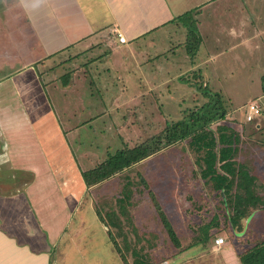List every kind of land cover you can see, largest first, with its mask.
I'll return each mask as SVG.
<instances>
[{
	"label": "crops",
	"instance_id": "0c3cea01",
	"mask_svg": "<svg viewBox=\"0 0 264 264\" xmlns=\"http://www.w3.org/2000/svg\"><path fill=\"white\" fill-rule=\"evenodd\" d=\"M260 1L0 0V264H241L236 248L215 246L214 228L202 248L182 245L192 227L179 199L148 180L163 166H144L159 151L134 164L145 198H134L128 181L117 198L107 193L118 173L86 185L82 172L157 132L158 103H180L174 79L195 73L208 86L218 55L242 45L256 52ZM186 12L192 23L176 19ZM190 25L201 37L193 58ZM94 225L112 248H94ZM121 229L142 238L139 248L115 247Z\"/></svg>",
	"mask_w": 264,
	"mask_h": 264
},
{
	"label": "rangeland",
	"instance_id": "374dc122",
	"mask_svg": "<svg viewBox=\"0 0 264 264\" xmlns=\"http://www.w3.org/2000/svg\"><path fill=\"white\" fill-rule=\"evenodd\" d=\"M260 2L262 3H259V7L264 11V2ZM260 24L264 26V18L260 19ZM233 52L234 50H230L225 55H218L219 61L217 62L218 64L221 63V67L216 68L215 72L213 70L208 71V73H212L209 74L208 87L221 95L227 110L225 119L213 123L211 127L216 131L219 125L227 126L226 132L235 138L234 159L256 176L255 191L264 197V95L261 90V76L264 74V40L261 43L259 40V48L256 52H251L243 45L238 46L237 52ZM210 64L213 67L212 59ZM207 66L210 67L208 63ZM179 78L183 79L181 81L173 80L175 88H173L174 93L172 94L174 98H179V106L174 101L164 104L158 103L159 112H161L163 119L160 120L155 117L159 121L156 128L157 132L153 127H150L152 128L151 132H153L150 134L151 136L149 135L150 137L158 134L167 122L180 119L186 110L197 107L208 100L194 85L202 84L195 73H183ZM186 81L190 84H187ZM159 97H161L160 94ZM254 100L259 103L261 112L252 121H246L245 107L247 103ZM159 112L157 111V114ZM114 113L116 115L122 114L118 109H115ZM147 138L133 139L131 145ZM87 141L89 144L90 139L88 138ZM160 151L157 153L156 159L146 161L144 166L150 167L152 163L163 166L160 171L150 174L148 180H155V182L161 180L163 197H168L172 193L179 199L182 208L181 218H187L192 227V231H188V235L182 238L183 246L195 243L197 236L203 234L200 227L211 220L214 215H217L219 220L218 230L216 228L214 230L218 232V236L224 238L223 247L229 246L238 251H243L244 248H248L251 244L264 238V208L252 211L247 218L242 220L239 229L236 230L230 225L227 217L224 216L225 210L221 203L224 197L213 190L210 182L202 179L200 167L203 163L198 162L199 154L190 147L188 138L174 144L173 147L172 145L167 146ZM142 172V167L133 165L109 179V183L103 189L117 198L123 193V189L120 187L121 183L128 181L134 183L131 186L134 198L148 197V191L142 187V181L146 180L142 177ZM100 190L101 187L95 188L94 196L99 194ZM86 193L89 195V190ZM119 232L120 234H117V231L116 237H113L117 241V247L139 248L142 238L139 239L138 235H130L124 238L123 229ZM167 237L164 239L167 240ZM160 239L159 235L152 239L148 238L150 242L155 240L160 242ZM89 245L84 248H88ZM194 245L196 248L203 247L202 244ZM94 248H112L107 232L100 225H94Z\"/></svg>",
	"mask_w": 264,
	"mask_h": 264
},
{
	"label": "trees",
	"instance_id": "16d2710c",
	"mask_svg": "<svg viewBox=\"0 0 264 264\" xmlns=\"http://www.w3.org/2000/svg\"><path fill=\"white\" fill-rule=\"evenodd\" d=\"M190 15L191 12H186L176 19L183 21L190 19ZM192 22L193 20L190 19V23ZM200 42L201 37L194 26L190 25L186 50L191 58L196 54ZM194 85L202 95L208 98L206 102L186 110L180 119L167 122L158 134L142 139L132 147L125 146L109 153L107 158L97 166L83 171L82 176L86 185L96 184L161 149L188 138L190 147L199 154L198 162L203 163L200 167L202 179L210 182L213 190L224 197L221 200L225 210L224 216L237 230L242 220L247 218L252 211L264 208V197L255 191L256 176L234 159L235 138L226 132L227 126L219 125L216 131L211 127L213 123L225 119L227 115L225 102L221 95L213 92L207 85ZM261 90L264 93V74L261 76ZM160 214L170 239L175 244H180L166 217L162 212ZM218 227V216L214 215L211 220L200 227L203 234L197 236L194 244H206L211 237L210 229L218 230ZM113 242L115 247L119 248L114 238ZM238 256L241 264H264V238L240 251Z\"/></svg>",
	"mask_w": 264,
	"mask_h": 264
},
{
	"label": "built area",
	"instance_id": "2783aa9c",
	"mask_svg": "<svg viewBox=\"0 0 264 264\" xmlns=\"http://www.w3.org/2000/svg\"><path fill=\"white\" fill-rule=\"evenodd\" d=\"M113 32L116 34L117 39L120 43H126L127 39L125 35L120 32L117 28L113 29ZM261 112V107L257 101H250L247 103L245 107V120L246 121H252L255 117L259 116ZM214 244L217 247H220L224 244V238L221 236H218L214 238Z\"/></svg>",
	"mask_w": 264,
	"mask_h": 264
}]
</instances>
